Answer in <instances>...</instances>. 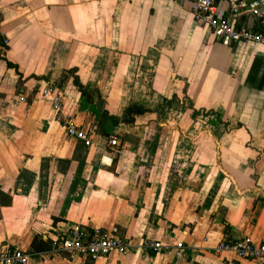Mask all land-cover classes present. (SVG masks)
Masks as SVG:
<instances>
[{"label":"crops","instance_id":"0c3cea01","mask_svg":"<svg viewBox=\"0 0 264 264\" xmlns=\"http://www.w3.org/2000/svg\"><path fill=\"white\" fill-rule=\"evenodd\" d=\"M247 1L237 26L264 32V0ZM0 32V249L27 264H264L215 251L264 242V44L222 43L190 0H0ZM77 225L130 248L95 260L53 246Z\"/></svg>","mask_w":264,"mask_h":264},{"label":"built area","instance_id":"2783aa9c","mask_svg":"<svg viewBox=\"0 0 264 264\" xmlns=\"http://www.w3.org/2000/svg\"><path fill=\"white\" fill-rule=\"evenodd\" d=\"M190 8L195 20L210 30L212 34L226 45L239 43L264 44V32L237 26V18L249 9L247 0H229L228 15L220 14L215 0H190ZM258 13L257 10H254ZM9 39L0 32V49L5 52L9 46ZM43 98L50 100L52 109L62 112L64 96L59 87L46 85L40 90ZM67 134L83 140L87 146L92 143V129L80 127L73 117L67 114L62 116ZM118 139L110 140V146L116 147ZM144 247L149 250L158 251L165 247L162 242L145 240ZM55 248L62 249L72 256L81 255L92 259H99L117 252L127 253L130 248L129 241L118 234L116 228H93L87 229L82 226H74L70 232L57 240ZM167 247V246H166ZM183 243L176 244L177 254L183 253ZM215 251L233 252L237 256L248 259L264 260V242H256L251 236L239 240L223 239L218 242ZM30 261V254L23 249H0V264H27Z\"/></svg>","mask_w":264,"mask_h":264},{"label":"trees","instance_id":"16d2710c","mask_svg":"<svg viewBox=\"0 0 264 264\" xmlns=\"http://www.w3.org/2000/svg\"><path fill=\"white\" fill-rule=\"evenodd\" d=\"M43 248H44V249H47V247H45V246H44Z\"/></svg>","mask_w":264,"mask_h":264}]
</instances>
